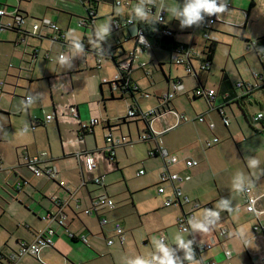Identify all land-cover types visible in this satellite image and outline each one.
<instances>
[{
    "label": "crops",
    "instance_id": "1",
    "mask_svg": "<svg viewBox=\"0 0 264 264\" xmlns=\"http://www.w3.org/2000/svg\"><path fill=\"white\" fill-rule=\"evenodd\" d=\"M30 1L22 4V6L20 1H17L15 6L24 17V23L20 27L22 31L9 30L14 34L9 41L13 42L14 47L22 44L28 46V50L25 47L23 51L24 55L25 53L29 55L27 69L25 56L21 57V63H18V66H11L16 68V76H12L14 84L11 87L14 92L15 89L22 90L23 93L19 94L22 105L26 96L32 93L37 94V88L41 87L42 91L49 95L50 112L47 111L44 116L38 113L40 103L43 102L44 104L42 96L38 99L40 103L37 104L36 102L27 110H24L22 106L17 111L9 109V112H5L2 108V98L4 97L2 94L6 92L2 90V87L7 82L0 81L3 82L0 85V115L6 116L8 127L16 128L19 123L18 132L20 136L21 128L25 125L35 124L36 119L43 120L48 114L53 118L48 123L39 124L33 129L27 130L28 138L16 143L14 146L15 160L10 159L6 153L0 152V255L2 256L0 264H126V260L134 259L135 253H133L132 241L135 242L136 232L131 233L132 239L126 238L125 231L129 221H125L122 217L133 214L131 210L121 208L120 211L116 212L118 205L115 204L113 209L103 208L96 212L93 211L91 214L83 212L84 209L91 206L92 199L99 195H108L114 203H117L110 194L109 189L112 187L111 184L118 183L121 179L125 182V187L130 193L139 191L145 187L146 183H152L156 187L159 198L155 202L152 200L145 202L141 199L132 206L134 212L148 215L153 222V228L147 227L143 233H139L141 241L147 242L148 238L145 237V234L148 231L155 230L167 236L168 240L170 238L172 241H169V243H174V237L178 233L183 235L185 239L191 240L193 238L196 242L210 241L214 238L215 244L196 256L201 264L208 261H213L215 264H228V260L225 259L223 254L222 242L232 253V257L229 259L231 264H262L264 230L254 231L253 226L259 225V222L261 226L264 225V155L261 156L260 148H253L252 139L256 137H252L253 133L252 136L247 134L248 139H243L236 129L229 127L230 124L224 125L221 117L228 118V113H233L232 106L236 104L241 112L244 111L246 114V122L249 125H252L257 131L264 130V119L250 122L257 113L250 116L246 111V104L253 100L258 106V111L264 112V101L261 103V101H256L254 97L256 89L264 90V64L263 72H261L257 69L253 58V55H255L259 61L263 62L264 55L255 54L248 44L249 41H254L264 35V0H228V11L216 21L220 22L219 28H217L219 31L225 26L241 30L238 41L240 51L235 52L233 47L232 43L236 39L235 36L227 39L230 43L228 54L237 67L238 78H233L226 66H219L221 70L217 77V88L212 84L208 85V75L212 71V63L206 70L201 71L205 48L196 49L193 38L189 42L182 40L181 37H185L189 33V30L184 28L180 33L173 31L174 36L171 42L167 44L152 41L147 49L134 51L128 76L130 88L135 87L139 90L134 91L132 95L131 91L122 92L118 88L110 89L108 85L102 83L103 77L113 79L114 75L117 74V69L107 52L104 55L96 53L97 44L93 43L94 38H88L85 31L82 37H75L83 42L84 54L73 58L70 69H63L58 63V58L61 53H69L71 56L70 42L74 37L69 34V31L74 14L65 12L66 21L63 22L62 27L57 26L59 30L55 31L42 26L37 35L33 36L31 35L32 25L29 28L24 27L26 19L32 20V24L36 20L47 19L57 25V23L63 21V18L55 10L56 5L49 0L35 1V7L28 5ZM94 1L96 2L90 3V8L95 11L91 20L87 17L76 16L77 26L84 27L79 24L85 22L84 18L89 21L84 28L90 27V32L92 29L94 32L95 26L101 23L109 20L112 22V17H117L116 12H118L117 9L113 8L112 0ZM83 2L86 3L84 0ZM164 2L165 0L163 4ZM8 5V3H3L0 8L6 9ZM101 6H104V8L102 9ZM261 11L263 12L262 16ZM3 17L5 16H0V23H4L1 19ZM10 20L11 18L6 23ZM163 24L167 26L165 18ZM214 24L210 29V34L213 40L217 42V37L212 34L216 27ZM134 27L136 29V25H129L118 32L112 30L107 42L103 44L104 49L106 47L110 48L117 41H120L125 50L133 51L135 43L132 37L136 34L133 30ZM124 31L130 33L132 37L127 38ZM177 34L179 36H175ZM28 38H34L39 43L30 44ZM116 38L118 39L116 40ZM16 41L20 43L16 44ZM178 43L185 45L186 51L183 56L187 61L186 65H177L171 59V49ZM209 43V41H206L204 45L206 46ZM44 46L46 47L45 50L42 49ZM154 48L161 51L165 50L167 54L162 53L164 52L162 51L158 52L161 53L159 55L152 51ZM149 49L153 54L145 60L143 55L148 53ZM40 58L43 59L44 63H39ZM134 60L142 75L133 74V70L136 69H134ZM139 61H142L141 64ZM165 61L170 65H175L174 74H171V68L165 71L163 67ZM240 62H242V66H240ZM156 65L163 74L164 82H159V84H156L158 81L156 82V76L153 75V69ZM185 66H191L190 73L185 71ZM246 66L254 78L253 83H249L242 77V74L244 75V72H247ZM251 66L254 72L251 71ZM23 72H27V74L24 75ZM198 73L203 76L201 83H198L194 76ZM7 75L9 74L7 73ZM187 76H192L193 81ZM172 81H179L181 88L177 89L174 96L167 103H162L161 106L159 98L167 92L173 91ZM151 82H153L151 89L154 91V99L143 105L141 101L143 99L140 98H151V95L145 90ZM237 82L242 83L241 86H236ZM198 87H202L204 90L214 89L215 94L210 101H207L208 99L205 97H197L205 99L206 105L195 110L194 115L190 116L184 110L178 96L184 95L186 98H193L192 91ZM250 97H253L252 100ZM69 106L74 108L73 113L69 111ZM131 107H138L142 111L157 110V114L148 121V128L152 132L151 138L141 139V135L146 128L144 120L140 117L127 118ZM177 114L186 115L188 120L178 121ZM195 115H202L204 121H194L193 117ZM93 118H97L98 122L85 131L78 130L79 122H88ZM209 123H213L212 128L209 127ZM125 126L130 127L133 133L135 130L136 135L124 134ZM55 131H57L60 141L57 146L51 140ZM108 131H111L114 138L125 137L126 141L113 145L106 143L105 134ZM13 132L15 133V131ZM78 134L80 138H78ZM258 134L254 133V135ZM214 136L218 139L219 137L226 138L228 142H231L232 139L238 144L239 157L246 165L248 176L253 180L252 191L258 196L255 207L263 213L257 221L254 215L245 209L242 194L236 193L233 199L230 198L234 210L232 212L220 211V219L211 231L208 233H192L189 224L188 231H181L176 225V220L183 213L193 209L192 202L199 204L198 208L193 209V213L195 217L200 218L205 210L203 206L210 205L207 209H217L219 211L217 202L221 198H227L226 196L232 191V189L223 187L221 182L224 174L229 173L231 177H233V174L227 164L220 165L218 163L217 158L220 155V147H217L215 151L207 150L217 145L218 142L210 147L205 144L207 140L212 139ZM199 139L201 140L199 141ZM141 142L150 143V145L145 146L147 154L145 166L148 171L144 168H138L135 176L139 177L138 180L143 183L131 188L124 175L122 152L129 151L131 154L133 144ZM18 148H20L21 156L18 154ZM160 148L174 154L178 161L165 167L163 159L159 155L158 150ZM23 151H26L29 155L46 151L45 159H47V163L58 168L57 180L62 179L64 185H58L57 180L53 181L43 176L37 177L31 174L25 163ZM82 151H95L98 153L97 168L92 174L84 172L81 161L75 156L76 153ZM212 152H214V157ZM249 157H255L260 161L258 169L248 168L247 161ZM185 159H195L198 164L187 168L184 164ZM141 169L144 170L143 177L137 174ZM163 172L177 173L180 179L174 181L173 184L169 180L161 183L159 177ZM94 176L99 177V183H94L91 180V177ZM186 177L188 178L186 179ZM5 182L10 183L8 185L15 193L8 189ZM17 183H20L19 188H17ZM159 185L165 188L164 193H158ZM173 186L180 188L182 193L188 196L192 202H181L177 205L165 206L164 201L172 196ZM32 190L35 191V194L36 192L39 193L43 199L47 198L49 202L46 203L40 199L38 201L34 200ZM20 194L24 195L23 200H21ZM52 196H55L57 201L63 204L61 209H59V205L51 200ZM15 200L22 205L23 210L14 209L11 212L13 214L7 216L8 209ZM76 204L78 208H76ZM139 206L143 209H140ZM46 213L56 215V219H42L41 217ZM101 218L106 219V224L102 225L100 223ZM115 221L120 222L123 225L122 228L124 227L125 239L122 243L113 231ZM130 226L135 227L136 223H130ZM47 228L54 231L52 246L43 247L36 257L22 255L14 262L10 261V254L18 242H30L36 232ZM221 228L227 230L226 236L220 235ZM69 232L73 233V237H69ZM81 236L86 238L84 242L81 241ZM109 238L113 239L112 244H107ZM122 254L126 257L124 258ZM179 254L183 257L182 251H179Z\"/></svg>",
    "mask_w": 264,
    "mask_h": 264
},
{
    "label": "rangeland",
    "instance_id": "2",
    "mask_svg": "<svg viewBox=\"0 0 264 264\" xmlns=\"http://www.w3.org/2000/svg\"><path fill=\"white\" fill-rule=\"evenodd\" d=\"M17 1L18 2L20 1V3H21L20 5L22 6V4H26L27 1H30V0H25V2H24V0H0V5L3 3H8L9 5L6 6V9L8 11H11V9L13 7L15 8ZM31 1L28 2V5L30 4V5L35 7L36 6L35 1H37V0H31ZM49 1L56 5L55 10H57L58 13L60 15H62V18H63V21L61 23H57V26L62 27L63 22L66 21L65 12H67V13L71 12L74 14L73 15L74 17L72 18L73 19L71 21L72 23H70L69 34L73 37H77V36L82 37V34L85 31V32H87L86 35L88 36L89 39L93 38L92 33L90 32V27L84 28V27L77 26V24H76V20H77L76 16L87 17L86 4L83 2V0H49ZM106 1H108V0H106ZM183 3H184V0H165L163 6H177V5L183 6ZM260 6H261V4H260ZM101 8L103 9L104 6H101ZM119 11H120L119 12L120 15L123 16V11L121 9H119ZM54 13H56V12L54 11ZM262 14H263V12L261 11V16H262ZM1 19L4 22L2 24H6V21L9 20L10 17L5 16ZM165 23H167L166 25L169 27V29H171L175 33H180L182 30V28L180 27L179 21L174 19L170 13H167L166 10H165ZM219 23L220 22H216L214 24V26H216L214 28L215 31L214 32L212 31V34L217 37V44H216L215 53H214V60L212 61V71L209 73L208 81H207L208 85L212 84L215 88H217V77H218L219 72L221 70V69H219V66H222V67L226 66V68H228V70H230L233 78H235V77L238 78L237 67L235 66L232 58L229 57L230 55L228 54V52H229L228 47L230 46V43L227 41L228 37H234L235 36L234 38H236V39L233 40L232 44H233V47L235 49V52L240 51V44L238 41L240 39L241 30H236L233 27L230 28V27L225 26V27H222V29L219 31V29H217V28H219V26H218V25H220ZM31 25H32V20L26 19V23H25L24 27L29 28ZM187 29L189 30L188 31L189 33L187 36L181 37L182 40H186L189 42V40L191 38H193L194 42L196 43L195 44L196 49L199 50L200 48H205V47H202V46H205L204 44L206 43V41L202 37L201 29H199L198 27H196L195 29L193 27H190ZM9 30L10 29L0 30V81H6L7 82V84L3 85V87H2L3 88L2 90L6 92V93L2 94L4 96L2 98V105H3L2 108H4L3 110L5 112H9V109L17 111L20 108H22V99L19 97L20 96L19 94L23 93L22 90L21 89H15V92H14L13 88L11 87V85L14 84V78L12 76L13 75L16 76V68H13L11 66H18L17 64L21 63L20 62L21 57L25 56V65H26V69H27L28 68L27 58L29 57V55L27 53H25V55H24L23 48L26 47L25 44L14 47L13 42L9 41L14 36L13 32H11ZM236 31H238V32L236 33ZM124 32L126 35H128V33L126 31H124ZM234 34H237V35H234ZM175 36H179V34H177ZM17 43H20V42L16 41V44ZM28 43L38 44L39 42L34 38H28ZM27 48H28V46L25 49L28 50ZM42 49L45 50L46 47L44 46V47H42ZM152 51L159 54V55H161V53H158V52H162V51H164L162 53L167 54V52L165 50L161 51L158 48H154ZM152 51H151V49H149L148 53H144L143 57H145V60H147L148 56H152V54H153ZM253 58H254V63L256 65L257 69H259V71L263 72L264 61L263 62L259 61L255 57V55H253ZM141 62L142 61H139L140 64H141ZM39 63H41V64L44 63L43 59L40 58ZM134 64H135V60H134ZM242 65H243L242 62H240V66H242ZM163 67H164L165 71H167L168 68H171L172 69L171 74L175 73V65L174 64L170 65V64H168L167 61H165ZM134 69H135V70H133L134 75H136L137 73L139 75H142V72L140 69H138L137 64H135ZM245 69L247 70V72H244V75L242 74V77L244 79H246L249 83H253L254 78L250 74V70L248 69L247 66ZM250 69L252 72H254V70H252V66L250 67ZM7 73L11 76L7 75ZM23 74L25 75V74H27V72H23ZM153 75L156 76V82L158 81V83H156V84H159V82H164L163 81V74L160 72L157 65L153 69ZM187 78H190L193 81L192 76H187ZM142 79H140V80H142ZM147 85H149V84H147ZM152 85H153V82H151L150 85L145 89L151 95L150 96L151 98H148V99L140 98V99H143V100H141L143 105L146 103H150L154 99L153 98V96H154L153 92L154 91H152V89H151ZM35 87L37 88L36 85H35ZM37 91L40 94V96H42V99H44V104H43V102L40 103L39 100H37V104L40 103V105H41L38 108V113L39 114L41 113V115L44 116L47 111L50 112V107L48 105V104H50L49 103V95L44 93L42 91L41 87H38ZM32 94L35 95V93H32ZM254 97H255L256 101H261V103H262L264 101V90L259 89V88L256 89ZM178 98H180V103L183 104L184 110L190 116L194 115L195 110L202 108L206 105V101L203 98H195V99H193L192 97L186 98L184 95H180V96H178ZM250 98L252 100L253 97H250ZM45 105H47V107H45ZM246 107H247L246 111L248 112V114L250 116H252L253 114H256L257 111L259 110L257 104L253 100L250 103H247ZM232 111H233V113H231V112L228 113V118L230 121L229 127L231 129L232 128L236 129L237 132H239V135L241 136V138L243 137V139L247 138V134L252 136L251 134L253 133L252 137L256 136L252 139L253 148H255V149L260 148L261 149V156H263L264 155V130L255 132V129L246 122V120L243 116V113L236 106V104H234L232 106ZM13 117H16V116H13ZM195 117H196V115L193 117V119ZM187 120H185V121H187ZM6 122H7L6 116L0 115V152L6 153L10 159L12 158L13 160H15L14 159V156H15V147L14 146H15V144L18 142H21L22 140L27 139L28 135L24 134L25 136H22V135L20 136V134L18 132L19 123L16 125V128H14V127H8ZM186 123H191V122H186ZM229 127H227V128H229ZM124 128H125L124 134L129 133L131 135H133V134L136 135V131L134 130V133H133L131 131L130 127L127 128L125 126ZM13 131H15V133ZM122 131H123V127H122ZM254 133H259V134L254 135ZM259 136H261V137H259ZM51 140L54 142V144L56 146L60 144L57 131L53 132ZM200 140L201 139H199V141ZM230 141L231 142H228V140L226 138L222 139L221 137H219V142L217 143V145H215L214 147L207 149V150L208 151H215V149L217 147L218 148L220 147V155L217 158L218 163L220 165L221 164L222 165L227 164L231 170V173L233 174V177L235 176V174L237 172H243L245 175L248 176V171H247L246 165L244 164L242 158L239 157V153H238L239 151L237 149L238 144H236V142H234L232 139ZM146 145L148 146V145H150V143H144V142L143 143L142 142L141 143H135V144H133L131 154L129 151H126V152L123 151L122 152L123 157H124V160L122 163L123 171H124V175L127 179V182L129 183L131 188H134L135 186H138L139 184L143 183L140 180H138L139 177L135 176L136 170L138 168H144L145 170L148 171V169L145 166V164H146L145 161L147 158L146 157L147 154H146V150H145ZM19 149L20 148H18L17 151H18V154L21 156ZM212 153H213L212 155L214 157L215 156L214 152H212ZM203 161H205V160H203ZM203 161H201V162H203ZM143 163H144V165H143ZM143 176L144 175L141 174L140 177H143ZM233 177H231V175H229V173L224 174L222 179H221L223 187L232 189ZM8 184H10V183L5 182V185L8 187V189H10L13 193H15L10 188V185H8ZM110 186H112V187H111V189H109V192L113 196L114 200L117 201V203H115V204L118 205V207L116 208V212L120 211L121 208H123L125 210H131V212H133V214H130L127 216H122V217L125 219V221L126 220L129 221V222H127V230L125 231L126 238L132 239L131 233H133L134 231L136 232L135 242L132 241V248H133V253H135V257L139 256V254H140V256H144V257L149 256L154 249V241L156 239H159L160 231H158V230L150 231V232L148 231L145 234V237L148 238V241L147 242L141 241L139 233H143L147 227H152L153 222H152L151 217H149L148 215L138 214L137 212H134V209L132 206L134 204H137V201H139L141 199L144 200L145 202H150L151 200L155 202L156 199L159 198L157 193H156L155 185H153L152 183H146L145 187L141 188L139 191H136L135 193H132V192L130 193L129 191H127V189L125 187V182L122 179L118 183H113ZM96 191H98V190H96ZM32 194H34L33 195L34 200H36V201H38L40 199V200L45 201L46 203L49 202L47 198L43 199L39 193L36 192V194H35V191H33V190H32ZM5 195H7V194H5ZM235 195H236V192H234L232 190L226 197H227V199H230V198L233 199ZM20 196L22 198L21 200H23L24 195L20 194ZM7 197H8V195H7ZM139 208L143 209L141 206H139ZM14 209L23 210V207L18 201L15 200L12 202L11 207H10V209H8V213L6 215L8 216L9 214H13L11 212H13ZM133 222L136 223L135 227L130 226V223L133 224ZM175 229H176V226H175ZM165 238H166V241L169 245H172L173 248L176 247V245H174V243H169V241H172L170 238H169V240L167 239V236H165ZM138 252H139V254H138ZM122 255L124 258L126 257L124 254H122ZM231 257H232V253H231Z\"/></svg>",
    "mask_w": 264,
    "mask_h": 264
},
{
    "label": "built area",
    "instance_id": "3",
    "mask_svg": "<svg viewBox=\"0 0 264 264\" xmlns=\"http://www.w3.org/2000/svg\"><path fill=\"white\" fill-rule=\"evenodd\" d=\"M86 1V6H88L89 8V12L87 13V19H92L95 11L92 10V8H90V3L91 2H96L94 0H84ZM163 1L164 0H156V6L151 8V12L152 14H155L152 19H157L160 16V9L163 6ZM138 3V0H112V6L113 8L117 9L118 12H116L117 17H112L113 21H112V25H113V31L118 32L123 30L124 28H126L129 25H134L133 23H128V21L131 19L132 16V12L134 7L136 6V4ZM119 9H121L123 11V16L120 15V11ZM0 16H8L11 18V20L9 22H7L6 24H2L0 23V30L2 29H16L17 31H22L20 29L21 25L24 23V17L21 15V13L19 12V10L17 8L12 9L11 11L6 10L5 8L1 7L0 8ZM161 21H159V24H163L164 23V18H165V10L161 11ZM85 22H81L79 23L80 25H83L84 27L87 26V22H89L88 20H86L84 18ZM219 19L216 16H212V17H206L205 18V22L200 25L198 28L201 29L202 31V36L206 41L211 42L213 40V37L210 34V29L212 27V25L214 24V22L218 21ZM135 23V22H134ZM136 25V23H135ZM49 27L52 30H57L58 27L55 23L50 22L47 19H41V20H36L33 24H32V33L31 35L35 36L38 33V30L42 27ZM193 28L195 29L196 26H193ZM59 30V29H58ZM138 33H140L139 31H137ZM162 33L165 37H170L173 38L174 36V32L169 29L167 26L164 30H162ZM132 37L131 34L129 33L127 35L128 37ZM144 37V36H143ZM134 39V43H135V47L133 49V51H127L122 47V44L120 45V47H118L114 52H111L112 54L110 56H113V53H115L116 51L119 53L118 56H113L115 57V60L118 62V69H117V74L114 75L113 79H108L103 77L102 78V83L108 85V87L110 89L113 88H117L115 85V81L118 80L121 77L120 71H128L130 70V66H131V60L133 59V54L134 51H141L142 49H147L148 47H150L151 45V40H148L146 37H144V41L141 42L140 40V36L139 35H134L132 37ZM118 42V41H117ZM122 43V42H121ZM97 50V49H96ZM185 45L178 43L177 45H175L172 49H171V59L172 61L177 64V65H186L187 61L185 59V57L183 56V53L185 52ZM98 53V52H96ZM65 54V53H61L60 55ZM59 55V56H60ZM67 55L70 56V54L68 53ZM264 55V54H261ZM208 68V65L206 62H202L201 65V71H204ZM192 70L191 66H185V71L190 73ZM3 82H0V85H2ZM173 84V91L172 92H167L166 94H164L163 96H161L159 98L161 106L163 105L162 103H167V101L172 98L175 94V92L177 91V89L181 88V84L179 83V81H172ZM242 83L237 82L236 86H241ZM193 96L195 97H205L210 101L211 98L214 96L215 91L214 89H207L204 90L202 87H198L196 89H194L192 91ZM27 97V96H26ZM25 97V99H26ZM69 111L70 112H74V108L69 106ZM157 114V110L156 109H151L148 111H137L135 108H130L127 114V118H134V117H140V119L144 120V121H149L150 118H152L154 115ZM178 117V121H185L188 118L184 115V114H177ZM256 116L252 117L251 122H255L257 121V119L255 118ZM53 117L48 114L45 116V118L43 120L40 119H36L35 120V124H30L27 125V129H33L35 126L39 125V124H45L51 121ZM222 118V122L224 125H228L229 124V119L227 117H221ZM193 120H197V121H204V117L202 115H198L196 116ZM98 122L97 118H93L90 119L88 122H79L78 123V130L79 131H85L86 129L90 128L92 125H94L95 123ZM210 128L213 127V123H209L208 124ZM25 128L22 127L21 131ZM152 136V132L150 131V133L145 132L141 135V139L146 140L151 138ZM78 138L79 134H78ZM126 141L125 137H118V138H114L112 136L111 131H108L105 134V142L108 144H120ZM219 142V139L214 136L212 139L207 140L205 142L207 147H210L212 144ZM159 155L162 157L163 159V163L165 165V167L174 164L178 161L177 157L174 154H170L168 153L165 149H159ZM24 153V159H25V163L26 165L29 167L31 173L34 176H43L47 179L50 180H57L59 171L58 168L56 166H54L53 164L47 163V159H45V156L47 155L46 151H41L39 153L36 154H32L29 155L26 151H23ZM76 158L79 159L82 163L83 166V170L84 172L88 173V174H92L95 169L97 168V164H98V153L95 151H82V152H78L76 153ZM184 164L187 168L189 167H193L196 166L198 164V161L195 159H185L184 160ZM144 173V170L141 169L138 171V175H141ZM188 177H186L187 179ZM161 183L169 180L172 184L174 181L179 180L180 177L178 176L177 173H162L159 177ZM91 180L94 183H99V177L94 176L91 177ZM58 185H64V181L61 180H57ZM20 183H17V188H19ZM158 193H164L165 188L162 185L158 186ZM243 196V201H244V205L245 208L248 212L252 213L254 215V217L257 219V221H259V216L263 213V211L258 210L255 207L256 201L258 199V196H256L253 191L252 188L250 191L242 194ZM51 200H53L57 205H59V209H61L63 207V204L60 201H57L55 196L51 197ZM91 206L89 208H86L83 210L84 213L86 214H91L93 211H99L103 208H107V209H113L114 208V201L111 197H109L108 195H99L95 198L92 199L91 201ZM181 202L183 203H190L192 202L191 199L184 195L182 193V191L180 190V188L173 186L172 188V196L165 199L164 201V205L165 206H172V205H177L180 204ZM193 203V209L198 208L199 204L198 203ZM76 208H78V205L76 204ZM203 208L207 209L208 205L203 206ZM193 209L187 213H183L182 215H180L177 220H176V225L179 228V230L184 231L185 229H189L188 226V221L189 218L191 217H195L194 213H193ZM59 217H61V215H59ZM42 219H49V220H53L56 219V215H51L50 213H46V215L41 217ZM60 221V220H59ZM61 222V221H60ZM106 219L105 218H101L100 219V223L106 224ZM260 229L264 230V225L261 226L260 222L259 225H254L253 226V230L258 231ZM113 231L115 233V236L119 239V241L122 243L125 239L124 237V231L122 228V225L120 222L115 221L113 223ZM54 234V231L51 228H47L46 230L43 231H39L36 232L34 234V237L32 239V241L30 242H25V241H20L18 242L17 246L15 247V249L11 252L10 254V261L14 262L18 257L22 256V255H30V256H38L39 251L46 246H52L53 245V239L52 236ZM69 237H73V233L69 232L68 233ZM220 235L221 236H226V230L225 229H221L220 230ZM160 238H165V235L163 233L160 234ZM81 241H85L86 238L84 236L80 237ZM191 240H194L193 238H191ZM113 243V239L109 238L107 239V244H112ZM214 243V239H211L210 241H204V242H196L194 241L193 243V248L195 250V253L197 255V253H199L202 250L208 249L211 247V245ZM223 245V253H224V257L226 260H228V264H231V262L229 261V259L231 258V251L229 249H227L224 245V242H222ZM262 260V264H264V257L261 258ZM205 264H215L213 261H209Z\"/></svg>",
    "mask_w": 264,
    "mask_h": 264
},
{
    "label": "clouds",
    "instance_id": "4",
    "mask_svg": "<svg viewBox=\"0 0 264 264\" xmlns=\"http://www.w3.org/2000/svg\"><path fill=\"white\" fill-rule=\"evenodd\" d=\"M156 6V0H138V3L133 9L131 19L128 23L143 22L149 25H155L161 21V11L166 10L171 16L178 20L180 27L190 28L193 26L199 27L205 22L206 17L216 16L218 19L228 11V0H184L183 6H162L160 9V16L157 19H152L155 14H152L151 8ZM135 22V23H134ZM113 30L112 22L101 23L94 28L93 43L97 44V52L100 55H104L106 50L103 44L107 42ZM136 35L140 36L141 42L144 41V37L141 33H138L134 27L133 29ZM155 30V29H153ZM71 56L62 54L58 58V63L63 69H70L72 67V60L75 57L81 56L85 52L84 44L79 38H72L70 42ZM264 53V48L259 49ZM40 94H29L23 102V109L27 110L32 107L39 99ZM257 120L264 119V112L257 111ZM27 125L21 131V135L27 133ZM249 169H258L260 161L255 157H249L248 161ZM253 180L250 176L245 175L243 172H237L232 180V190L236 193L244 194L251 190L253 187ZM217 209H205L200 218H189L188 224L192 233H208L217 224L220 219V211L232 212L233 206L230 199L221 198L217 202ZM184 231H188L185 229ZM194 240L185 239L181 234H177L174 237V245H169L166 238L156 239L154 241V249L147 257L137 256L134 259L126 260V264H201L196 259V253L193 248ZM183 252V257L178 255V252Z\"/></svg>",
    "mask_w": 264,
    "mask_h": 264
},
{
    "label": "trees",
    "instance_id": "5",
    "mask_svg": "<svg viewBox=\"0 0 264 264\" xmlns=\"http://www.w3.org/2000/svg\"><path fill=\"white\" fill-rule=\"evenodd\" d=\"M87 9V13L89 12V8L88 6H86ZM166 28V26L164 24H159L158 22L153 26V25H149L143 22H139L136 23V29L137 31H139L144 37H146L148 40L151 41H158V42H165V44L171 42L172 38L170 37H165L162 33V30H164ZM155 29V30H153ZM11 30H16V29H11ZM92 36H93V29L91 30ZM94 38V36H93ZM118 38H116L117 40ZM216 44L217 42L215 40H212L208 45L205 46V50L203 52V54L205 55L204 57V62L207 63V65L209 66L212 63L213 60V56L215 53V48H216ZM250 48L255 52V54L257 55H261L264 54L262 52L259 51V49L264 48V35L260 36L258 38H256L254 41H249L248 42ZM121 42L118 41L115 45L109 47H106V52L108 55H111V52H114L118 47H120ZM112 60L114 61V64L116 66V69H118V62L115 60V57L111 56ZM119 70V69H118ZM121 77L115 81V85L118 89H120L122 92L124 91H131V95L133 94L134 91L139 90L136 89L135 87H133V89L130 88V79L129 76L127 74V71H120ZM196 80L198 81V83H201L203 80V76L202 74L198 73V74H194ZM197 97L193 96V99H195ZM134 108V107H131ZM137 111H141V109H139L138 107L135 108ZM245 120L247 121L246 118V114L244 113V111H242ZM256 116V115H255ZM249 121V120H248ZM259 121V120H258ZM146 122V128H145V132L150 133V129L148 128V122ZM251 122V121H250ZM252 126V125H251ZM257 130H255L256 132Z\"/></svg>",
    "mask_w": 264,
    "mask_h": 264
},
{
    "label": "bare ground",
    "instance_id": "6",
    "mask_svg": "<svg viewBox=\"0 0 264 264\" xmlns=\"http://www.w3.org/2000/svg\"><path fill=\"white\" fill-rule=\"evenodd\" d=\"M257 121H258V120H257ZM255 122H256V121H255ZM245 209H246V208H245ZM221 229H222V228H221ZM221 229H220V230H221ZM188 230H189V229H188ZM254 231H255V230H254ZM226 233H227V230H226ZM213 239H214V238H213ZM207 241H208V240H207ZM213 244H215V239H214V243H213ZM213 244L211 245V247L213 246ZM211 247H210V248H211ZM208 249H209V248H208ZM205 250H206V249H205ZM202 251H203V250H202ZM200 252H201V251H200ZM200 252H199V253H200ZM199 253H197V255H198ZM223 254H224V253H223ZM197 255H196V256H197ZM1 258H2V256L0 255V260H1ZM208 262H209V261H208ZM205 263H207V262H205ZM205 263H203V264H205ZM214 263H215V262H214Z\"/></svg>",
    "mask_w": 264,
    "mask_h": 264
},
{
    "label": "flooded vegetation",
    "instance_id": "7",
    "mask_svg": "<svg viewBox=\"0 0 264 264\" xmlns=\"http://www.w3.org/2000/svg\"><path fill=\"white\" fill-rule=\"evenodd\" d=\"M119 53L116 51L115 53H113V56H118Z\"/></svg>",
    "mask_w": 264,
    "mask_h": 264
},
{
    "label": "water",
    "instance_id": "8",
    "mask_svg": "<svg viewBox=\"0 0 264 264\" xmlns=\"http://www.w3.org/2000/svg\"><path fill=\"white\" fill-rule=\"evenodd\" d=\"M210 205H208V207H209Z\"/></svg>",
    "mask_w": 264,
    "mask_h": 264
}]
</instances>
